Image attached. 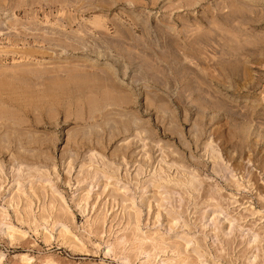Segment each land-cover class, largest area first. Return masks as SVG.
Listing matches in <instances>:
<instances>
[{
  "label": "rangeland",
  "instance_id": "374dc122",
  "mask_svg": "<svg viewBox=\"0 0 264 264\" xmlns=\"http://www.w3.org/2000/svg\"><path fill=\"white\" fill-rule=\"evenodd\" d=\"M0 264H264V0H0Z\"/></svg>",
  "mask_w": 264,
  "mask_h": 264
},
{
  "label": "bare ground",
  "instance_id": "6f19581e",
  "mask_svg": "<svg viewBox=\"0 0 264 264\" xmlns=\"http://www.w3.org/2000/svg\"><path fill=\"white\" fill-rule=\"evenodd\" d=\"M167 245H168V244H167ZM167 245H166V246H167ZM155 246H156V245H155ZM176 246H177V245H176ZM174 247H175V246H174ZM176 249H177V248H176ZM181 250H182V248H181ZM181 250H180V251H181ZM177 252H179V251H177Z\"/></svg>",
  "mask_w": 264,
  "mask_h": 264
}]
</instances>
